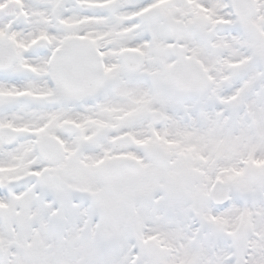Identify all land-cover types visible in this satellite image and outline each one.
<instances>
[{
	"label": "snow or ice",
	"instance_id": "obj_1",
	"mask_svg": "<svg viewBox=\"0 0 264 264\" xmlns=\"http://www.w3.org/2000/svg\"><path fill=\"white\" fill-rule=\"evenodd\" d=\"M0 264H264V0H0Z\"/></svg>",
	"mask_w": 264,
	"mask_h": 264
}]
</instances>
